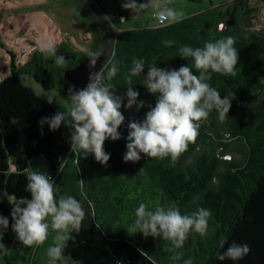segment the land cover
Masks as SVG:
<instances>
[{"label":"trees","instance_id":"16d2710c","mask_svg":"<svg viewBox=\"0 0 264 264\" xmlns=\"http://www.w3.org/2000/svg\"><path fill=\"white\" fill-rule=\"evenodd\" d=\"M96 1L101 5L102 0ZM238 7V3L211 4L166 27L152 26L151 20L127 25L128 13H103V6L94 7L92 51L105 53L106 58L115 54L120 61L119 72L111 83L117 94L124 95L127 87L133 86L140 93L137 103L145 102L139 111L135 105L121 108L125 116L119 129L121 139H109L104 145L111 157L107 165L76 163L75 152L67 157L70 144L62 136L61 127L51 131L48 125L41 129L39 124L42 117L59 111L57 98L49 104L46 94L35 93L23 80L29 75L45 90L56 88L70 104L71 83L64 71L87 51L79 52L60 40L56 49L57 55L65 57L64 65H57L38 48L28 53L23 63L17 65L12 60V72L0 77V214L9 219L3 235L12 229V204L17 198H31L25 191L29 161L42 155L52 172L61 169L55 179L56 191L76 197L87 213L81 231L72 234L75 239L68 241L64 258L57 264H173L170 241L128 232L135 220L134 210L142 202L150 208L177 207L182 214L200 207L211 210L212 234L201 237L192 232L184 247L175 250L180 256L177 264L186 259L193 264H264V36L245 27ZM221 21L225 22L223 28H219ZM205 23L208 28L202 34ZM225 36L236 37V75L212 73L210 84L222 98L232 96L228 116L220 120L213 111L207 121L201 122L196 141L189 143L176 160L149 158L141 153L139 161L125 162L129 124L142 121L157 101V96L143 85L147 68L129 85L126 74L132 59L144 58L160 68L192 67L191 58L178 56L179 46L203 47L206 41ZM164 40L176 44L165 47ZM192 71L196 74L194 68ZM12 116L17 118L14 125ZM221 238L227 240L224 249L219 247ZM233 241L247 243L250 253L235 262L218 260L217 255Z\"/></svg>","mask_w":264,"mask_h":264},{"label":"clouds","instance_id":"9594fccd","mask_svg":"<svg viewBox=\"0 0 264 264\" xmlns=\"http://www.w3.org/2000/svg\"><path fill=\"white\" fill-rule=\"evenodd\" d=\"M122 7L136 14L151 9L160 26L180 23L184 18L182 12H177L169 6H162L160 0H123ZM124 18L121 17V23ZM165 47L176 44L174 40H164ZM236 37L225 36L214 41H206L203 47L193 48L182 45L177 48L178 56L191 58L193 66H181L179 69L157 67L148 64L144 58H133L126 79L131 85L133 77L144 75L143 85L157 96L154 107L145 114L142 121L129 124L127 151L123 157L125 162H137L141 153L149 158H171L176 160L185 152L189 143H194L199 134L202 121H207L215 111L220 120L228 116L232 107V96L222 98L221 93L212 85V73L232 77L236 75V65L239 62V50L234 46ZM36 46L40 52L49 58H54L57 65H64L65 57L57 55L56 42L51 38H39ZM103 54L88 50L86 53L89 69V80L85 87L77 89L70 84L68 95L70 108L68 111H57L53 116L42 117L39 121L41 129L48 125L51 131H57L63 125L71 130L70 146L72 151H78L79 158L87 159L93 155L95 160L107 165L110 154L105 151L107 140L121 139L119 131L125 121L121 108L131 109L137 106V111L145 107L144 101H139L140 93L127 87L124 95L117 94L111 83L119 72V64L115 54L107 58L99 70H96L98 59ZM195 69L196 74L192 69ZM125 100L127 103L125 104ZM49 104L54 103L53 97H47ZM11 124L17 123L12 116ZM25 191L31 198H17L11 207V228L16 238L24 246H40L49 236V229L56 233L55 244L47 250V255L53 262L62 261L64 250L69 240H74L73 233L78 234L82 222L86 218L83 204L74 196L60 194L55 189L54 178L43 171H34L27 176ZM83 183V181H81ZM135 220L127 229L128 232L142 233L145 237L162 238L171 242L173 255L171 261L177 264L180 256L175 250L184 247L192 232L201 237L211 235L209 232L211 210L198 208L191 214H182L177 207L156 206L150 208L140 203L134 210ZM50 218V222H49ZM9 228L8 217L0 214V235ZM227 240L221 238L219 247L225 248ZM7 246L0 241V251H6ZM247 243L233 241L217 259L224 261H239L250 253ZM183 264H193L186 259Z\"/></svg>","mask_w":264,"mask_h":264},{"label":"rangeland","instance_id":"374dc122","mask_svg":"<svg viewBox=\"0 0 264 264\" xmlns=\"http://www.w3.org/2000/svg\"><path fill=\"white\" fill-rule=\"evenodd\" d=\"M225 0H160L162 6H169L183 16L203 10ZM123 0H102L101 5L96 0H0V77L12 72V60L18 65L27 59V54L34 51L36 40L51 38L55 42L66 41L79 52L93 50L92 18L95 6H103L100 10L105 13L129 14L127 25L144 24L151 20L152 10L148 9L138 14L125 10ZM145 2V0H138ZM223 7V6H222ZM221 7V8H222ZM24 82L32 87L35 93L57 98L56 106L59 111H68L70 104L62 98L56 88L45 90L34 77L26 75ZM64 139H70L71 130L61 126ZM226 157V156H224ZM13 169V164H11ZM50 163L42 155L35 156L29 161L27 172L50 171ZM50 222V218H49ZM56 233L49 229L48 239L40 246H24L16 238L11 229L9 234L0 236L6 246V251H0V264H57L47 255V250L55 244Z\"/></svg>","mask_w":264,"mask_h":264},{"label":"built area","instance_id":"2783aa9c","mask_svg":"<svg viewBox=\"0 0 264 264\" xmlns=\"http://www.w3.org/2000/svg\"><path fill=\"white\" fill-rule=\"evenodd\" d=\"M224 3L226 4H235L238 3L239 7L237 8V13L243 15L245 27L250 30L257 31L264 36V0H225ZM243 19V18H242ZM150 24L152 26H160L153 13L151 17ZM225 26V22H219V28H223ZM66 142L70 144V139H66ZM71 152L76 153L75 162H78L77 153L78 150L72 151L71 146H69V151L67 157L70 155ZM59 169L56 173L50 171L48 174L51 175L54 180L57 178Z\"/></svg>","mask_w":264,"mask_h":264},{"label":"water","instance_id":"95a60500","mask_svg":"<svg viewBox=\"0 0 264 264\" xmlns=\"http://www.w3.org/2000/svg\"><path fill=\"white\" fill-rule=\"evenodd\" d=\"M207 28H208V24L205 23L200 29V33L202 34L205 33ZM102 54L103 55L98 59L96 70H99L107 59L106 54L105 53ZM88 63L89 61L87 59V56L85 55L84 57L79 59L76 64H74L71 67H67L64 71L65 79L72 85H75L77 89L85 87L88 83L89 80ZM77 159H78V153H77ZM79 162L80 163L87 162L89 166H96L98 164V162L95 160V157L93 155H89L87 159H83V157H80ZM14 168L15 165L13 164V169Z\"/></svg>","mask_w":264,"mask_h":264},{"label":"crops","instance_id":"0c3cea01","mask_svg":"<svg viewBox=\"0 0 264 264\" xmlns=\"http://www.w3.org/2000/svg\"><path fill=\"white\" fill-rule=\"evenodd\" d=\"M51 171V170H50ZM50 171H48L47 173H49Z\"/></svg>","mask_w":264,"mask_h":264}]
</instances>
